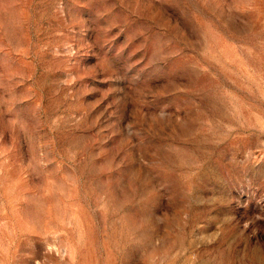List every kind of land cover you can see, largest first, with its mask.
Masks as SVG:
<instances>
[{
  "label": "rangeland",
  "instance_id": "1",
  "mask_svg": "<svg viewBox=\"0 0 264 264\" xmlns=\"http://www.w3.org/2000/svg\"><path fill=\"white\" fill-rule=\"evenodd\" d=\"M0 264H264V0H0Z\"/></svg>",
  "mask_w": 264,
  "mask_h": 264
}]
</instances>
